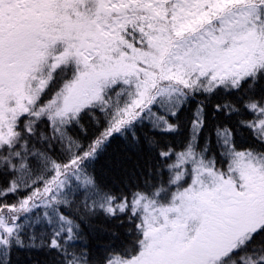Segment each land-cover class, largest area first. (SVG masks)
Listing matches in <instances>:
<instances>
[{
  "label": "snow or ice",
  "instance_id": "1",
  "mask_svg": "<svg viewBox=\"0 0 264 264\" xmlns=\"http://www.w3.org/2000/svg\"><path fill=\"white\" fill-rule=\"evenodd\" d=\"M0 264H264V0H0Z\"/></svg>",
  "mask_w": 264,
  "mask_h": 264
}]
</instances>
